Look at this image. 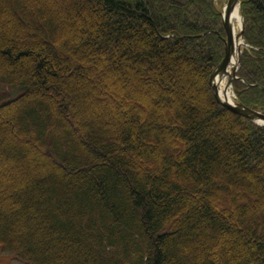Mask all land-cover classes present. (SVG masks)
I'll use <instances>...</instances> for the list:
<instances>
[{
  "label": "trees",
  "instance_id": "trees-1",
  "mask_svg": "<svg viewBox=\"0 0 264 264\" xmlns=\"http://www.w3.org/2000/svg\"><path fill=\"white\" fill-rule=\"evenodd\" d=\"M4 6L0 102L5 89H28L0 107V165L14 167L0 177V256L11 252L23 264H264V126L211 93L225 36L214 0H74L67 21L60 0ZM240 8L247 47L233 90L264 112V0ZM142 73L143 90H133ZM110 83L123 85L136 110L116 115ZM73 84L84 85L92 130L79 125L78 96L56 99ZM196 86L200 95L190 97ZM93 93L102 101H91Z\"/></svg>",
  "mask_w": 264,
  "mask_h": 264
},
{
  "label": "rangeland",
  "instance_id": "rangeland-1",
  "mask_svg": "<svg viewBox=\"0 0 264 264\" xmlns=\"http://www.w3.org/2000/svg\"><path fill=\"white\" fill-rule=\"evenodd\" d=\"M58 1V0H57ZM74 0H60V12H61V16L64 18V20H68V14H67V11H69V5L71 3H73ZM226 0H217V5L219 7H222L223 4L225 3ZM5 6H4V0H0V17L2 18L3 17V10H5ZM6 19H8V17H5ZM65 23V22H64ZM64 26H66V24H64ZM69 46H71V43L68 44ZM76 48H79L76 46ZM224 54V53H223ZM200 66V65H199ZM78 69H82L81 67H77ZM73 72V70H69V73L71 74ZM104 71H99L97 74H96V77L93 78L91 80V84L92 82H95L97 81V79L102 76ZM146 78V75H144L143 73L140 74L139 78L135 81H133L132 83H130V88H133V90H143V87H142V83H141V79H145ZM147 83V86L151 85V86H154V84H156V82H149L146 81ZM121 84H114V83H110L109 85H105L104 86V89L106 90H109V91H112L115 93V96H114V100H113V103H114V108H116V115L118 116H123L124 114V111L126 110H136L135 106H130V101H132V99L130 97H128L125 93V90H122L121 89ZM170 86V87H169ZM84 87V85H69L66 89H62L60 90V93L57 95L56 99L58 101H62L63 97H65L66 95H76L78 96L79 100L76 104V110H75V113L76 115L79 117V125L80 127L82 126L83 128H88L90 130H92L94 127L90 124V121L87 119V115H88V112H89V107H88V103L85 102L82 98H81V89ZM168 87L172 90L174 88V85H168ZM231 89V93L234 92L233 90V84H232V87L230 88ZM80 91V92H79ZM191 89L188 90V92H190ZM233 91V92H232ZM200 92H201V86H196L194 91H191L190 93V97H193V96H196V95H200ZM103 99V94L102 93H96V94H91L90 95V100H94V101H102ZM147 101L146 97H144V95H142V101ZM143 101V102H144ZM160 103H162L163 105L166 106V103L163 101V98H160ZM188 104V101L187 103ZM190 105V103H189ZM104 110V108H103ZM149 119H153L154 118V115H147ZM146 130V129H145ZM146 132V131H145ZM144 141L145 142H148L150 141L149 137L147 136H144ZM143 162H145L150 168H154L155 167V164L154 162L152 161H147L145 159L142 160ZM19 163V162H18ZM20 165V164H19ZM255 166H259L258 164H254ZM14 169V167H11L10 164H5L1 167L0 165V177L6 173L8 170H12ZM264 177V172H262V175H261V178ZM235 179H237V176L235 177ZM11 181L13 183L17 182L18 181V177L17 176H12L11 177ZM169 181V184L172 185V186H178V187H181L183 185V181H180V180H177V179H173V178H169L168 179ZM220 182V180H216V183L218 184ZM1 186V184H0ZM9 188H11L9 186ZM264 193V191H262V194ZM13 196H11V200L14 201L15 199L12 198ZM215 206V205H214ZM180 214H182V211L179 212ZM246 224V222H243L242 223V226L244 227ZM190 238L194 239L196 237L194 236H190ZM216 236H210V241H213V239H215ZM203 244H204V241H203ZM228 246V244L226 245V243H224L222 245V250H224V248H226ZM241 248V247H240ZM171 252L177 254L178 252L175 250V249H172ZM12 254L11 252H3V254H1L0 256V264H23L19 261H15L13 260L12 258ZM181 263V261H180Z\"/></svg>",
  "mask_w": 264,
  "mask_h": 264
},
{
  "label": "water",
  "instance_id": "water-1",
  "mask_svg": "<svg viewBox=\"0 0 264 264\" xmlns=\"http://www.w3.org/2000/svg\"><path fill=\"white\" fill-rule=\"evenodd\" d=\"M238 4L240 5L239 0H227L225 4V12L222 15V23L223 27L226 33V38L224 39V57L221 60V62L216 66V68L213 70V72L209 76V85L212 90V94L215 98V100L221 104L223 107L231 110L232 112L242 115L248 119H250L253 122H256L258 124L264 125V113L258 112L256 110L250 109L248 107L243 106L241 103L235 102L234 104L226 101L221 100L219 97L218 92V81L222 78L223 75H227V81L225 84L224 92H226V89L231 84V81L236 77V71H237V65L240 58V47L237 46L238 50V59H237V65H234L232 67L231 72H228V65L231 62L232 54L234 53V47L236 41H238L239 38L242 39L243 34V25L241 27V31L234 37L233 35V28L230 24V13L232 12L234 6ZM26 85H20L16 88L8 91V99L1 103V106H6L11 104L17 95H19L23 90H27Z\"/></svg>",
  "mask_w": 264,
  "mask_h": 264
},
{
  "label": "bare ground",
  "instance_id": "bare-ground-1",
  "mask_svg": "<svg viewBox=\"0 0 264 264\" xmlns=\"http://www.w3.org/2000/svg\"><path fill=\"white\" fill-rule=\"evenodd\" d=\"M225 9L223 10V13L225 12ZM230 23L233 27L234 35H237L238 31L240 30V14H239L237 5L234 7V9L232 10V12L230 14ZM240 41L241 40H239V42H236V44H239ZM237 58H238V52H237V49H235V51L232 55L230 65L228 67V72H231L232 67L237 63ZM225 79H226V76H223L218 82L219 95H220L221 99H226L228 101H232L233 99H232L231 93L230 92H227V93L223 92Z\"/></svg>",
  "mask_w": 264,
  "mask_h": 264
}]
</instances>
